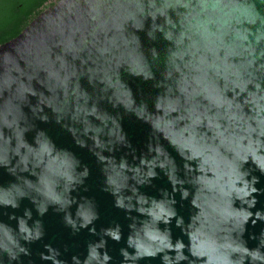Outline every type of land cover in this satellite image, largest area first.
Listing matches in <instances>:
<instances>
[{
  "label": "water",
  "instance_id": "obj_1",
  "mask_svg": "<svg viewBox=\"0 0 264 264\" xmlns=\"http://www.w3.org/2000/svg\"><path fill=\"white\" fill-rule=\"evenodd\" d=\"M0 264H264V0H56L1 44Z\"/></svg>",
  "mask_w": 264,
  "mask_h": 264
},
{
  "label": "trees",
  "instance_id": "obj_2",
  "mask_svg": "<svg viewBox=\"0 0 264 264\" xmlns=\"http://www.w3.org/2000/svg\"><path fill=\"white\" fill-rule=\"evenodd\" d=\"M52 0H0V45L16 37Z\"/></svg>",
  "mask_w": 264,
  "mask_h": 264
},
{
  "label": "rangeland",
  "instance_id": "obj_3",
  "mask_svg": "<svg viewBox=\"0 0 264 264\" xmlns=\"http://www.w3.org/2000/svg\"><path fill=\"white\" fill-rule=\"evenodd\" d=\"M52 1H56V0H52Z\"/></svg>",
  "mask_w": 264,
  "mask_h": 264
}]
</instances>
